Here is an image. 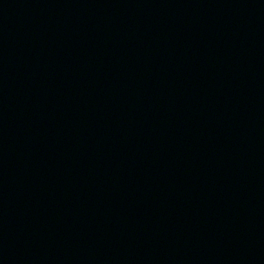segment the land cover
Wrapping results in <instances>:
<instances>
[{
    "label": "water",
    "instance_id": "95a60500",
    "mask_svg": "<svg viewBox=\"0 0 264 264\" xmlns=\"http://www.w3.org/2000/svg\"><path fill=\"white\" fill-rule=\"evenodd\" d=\"M0 264H264V0H0Z\"/></svg>",
    "mask_w": 264,
    "mask_h": 264
}]
</instances>
